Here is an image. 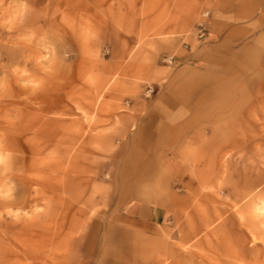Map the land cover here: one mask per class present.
Returning a JSON list of instances; mask_svg holds the SVG:
<instances>
[{"label":"rangeland","instance_id":"obj_1","mask_svg":"<svg viewBox=\"0 0 264 264\" xmlns=\"http://www.w3.org/2000/svg\"><path fill=\"white\" fill-rule=\"evenodd\" d=\"M0 264H264V0H0Z\"/></svg>","mask_w":264,"mask_h":264},{"label":"crops","instance_id":"obj_2","mask_svg":"<svg viewBox=\"0 0 264 264\" xmlns=\"http://www.w3.org/2000/svg\"><path fill=\"white\" fill-rule=\"evenodd\" d=\"M145 206L140 203L135 204L131 207L130 213L135 221H141L144 217Z\"/></svg>","mask_w":264,"mask_h":264}]
</instances>
